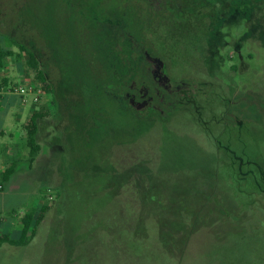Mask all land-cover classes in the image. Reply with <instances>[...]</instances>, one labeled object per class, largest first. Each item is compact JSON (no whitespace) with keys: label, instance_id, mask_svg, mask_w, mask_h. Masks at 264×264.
<instances>
[{"label":"rangeland","instance_id":"obj_1","mask_svg":"<svg viewBox=\"0 0 264 264\" xmlns=\"http://www.w3.org/2000/svg\"><path fill=\"white\" fill-rule=\"evenodd\" d=\"M103 1L112 11L117 0ZM214 1L194 67L230 96L227 110L236 117L213 125V140L184 114L156 124L135 121L102 93L94 99L69 93L64 126L26 54L5 58L0 74L11 78L9 91L30 80L42 93L22 104L24 139L31 114L41 113L40 149L32 163L19 165L12 191L0 188V221L22 222L35 208L46 209L31 250L1 244L0 264H264V193L249 204L246 190H257L246 172L252 167L243 163L246 179H236L237 164L217 144L250 146L264 168V120L250 101L252 93L264 95V0ZM35 14L45 18L43 10ZM188 65L175 56L169 75L160 63L156 75L170 86L168 77L184 78ZM106 73L97 81L110 80ZM216 106L206 108L205 119L220 114Z\"/></svg>","mask_w":264,"mask_h":264},{"label":"trees","instance_id":"obj_2","mask_svg":"<svg viewBox=\"0 0 264 264\" xmlns=\"http://www.w3.org/2000/svg\"><path fill=\"white\" fill-rule=\"evenodd\" d=\"M106 5L103 0H0V68L5 57L25 53L35 79L50 90L52 104L65 118L64 126L69 120V93L79 96L87 92L92 99L102 93L118 111L131 113L135 121L156 124L184 114L201 125V130L213 140V125L226 116L236 117L227 110L230 96L194 67L195 58L200 55V40L209 34L212 23L207 10L214 9L216 1L117 0L112 11ZM36 10H43L45 18L38 19ZM99 13L105 15L100 18ZM175 56L189 60L188 71L179 82L169 76L167 86L156 75L157 64H161L162 75L167 76ZM103 72L110 80L98 82ZM68 74L73 79L67 78ZM8 86L7 79L0 78V88ZM1 94L4 93L0 97ZM252 96L250 101L260 123L264 120V95ZM213 104L218 105L220 114L211 113L205 119L206 108L212 110ZM40 118L41 113L33 112L25 125L28 163L40 149L36 142ZM217 144L230 154L232 166L237 164L238 171H234L240 178L235 176L236 179H246V174L240 173L243 163L252 167L246 171L253 175L257 186V190H246L252 206L257 202V193H264V168L254 150L246 145L239 151ZM16 167L17 162H13L2 172L3 184ZM45 209L40 206L26 213L19 238L7 241L15 245L26 243ZM5 239L7 236L0 235V242Z\"/></svg>","mask_w":264,"mask_h":264},{"label":"crops","instance_id":"obj_3","mask_svg":"<svg viewBox=\"0 0 264 264\" xmlns=\"http://www.w3.org/2000/svg\"><path fill=\"white\" fill-rule=\"evenodd\" d=\"M5 58L3 60V67L0 68V71L4 70L6 67L4 62ZM16 65L19 69V64L17 63ZM6 75L0 74V78H6ZM10 82L11 78L7 79V85H10ZM28 83L38 84L30 80H28ZM23 102L25 101L21 97L11 92L1 94L0 97V177L2 172L9 168V166L13 162H17V167L6 184H3L0 180V183L5 189V194L12 191L9 181L16 173L20 172L19 165H21L23 161H27V158L26 160H24V154L26 153L24 149L26 139H24L21 131L22 124L24 123V114L22 112ZM33 103L34 102H32L31 104ZM39 223L37 224V226L39 225ZM37 226L35 228L34 234L28 238L26 243L15 245L9 243L7 240H17L19 238L22 230V222H11L9 218H5V220L2 219L0 221V235L7 236V239L0 242V245L9 244L13 247H20L21 249H23V251L24 249H28V251L29 249L31 250V243L34 241L32 239L37 232Z\"/></svg>","mask_w":264,"mask_h":264},{"label":"built area","instance_id":"obj_4","mask_svg":"<svg viewBox=\"0 0 264 264\" xmlns=\"http://www.w3.org/2000/svg\"><path fill=\"white\" fill-rule=\"evenodd\" d=\"M8 87H1L0 88V93H5V92H11L14 94L19 95L25 102L27 100V96L32 97V102L36 103L38 98L40 97L42 93V88L39 84L35 83H28L26 85H17L13 86L10 91L8 90ZM2 184L0 183V188H2Z\"/></svg>","mask_w":264,"mask_h":264}]
</instances>
